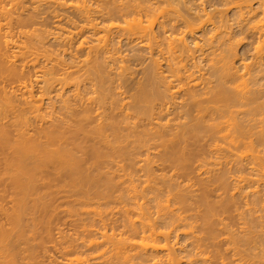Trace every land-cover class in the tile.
<instances>
[{
	"label": "bare ground",
	"instance_id": "6f19581e",
	"mask_svg": "<svg viewBox=\"0 0 264 264\" xmlns=\"http://www.w3.org/2000/svg\"><path fill=\"white\" fill-rule=\"evenodd\" d=\"M57 194V264H264V0H0V263Z\"/></svg>",
	"mask_w": 264,
	"mask_h": 264
},
{
	"label": "rangeland",
	"instance_id": "374dc122",
	"mask_svg": "<svg viewBox=\"0 0 264 264\" xmlns=\"http://www.w3.org/2000/svg\"><path fill=\"white\" fill-rule=\"evenodd\" d=\"M51 48H53L52 46H50ZM49 47V48H50ZM246 47H243V46H239L238 47V49H237V53H238V55H239V57H245L244 56V54L245 55H248V54H246V53H249L250 54V52L248 51V52H246ZM245 58H247V56L245 57ZM258 129V128H257ZM257 142H260V141H256V143H254V144H256L257 146H259V145H261L260 143H258L257 144ZM263 144V143H262ZM262 146V145H261ZM261 146H260V148H261ZM257 148H259V147H257ZM197 155H198V153H197ZM196 154L194 155V157H196L197 156ZM200 155L201 154H199V156H197V159L200 157ZM196 159V158H195ZM196 159V160H197ZM196 160H194V158H192V161H193V164H195L196 163ZM1 168H2V165H1ZM242 169V168H241ZM249 169L250 168H248V170H247V168H246V170H245V168H244V171L245 172H242L243 171V169H242V174L244 173H246V171H249ZM249 172H251V170L249 171ZM253 172V171H252ZM255 173V172H254ZM243 174V175H244ZM247 174H249L250 175V173H247ZM246 175V174H245ZM252 175H254L253 173L251 174V176ZM248 176V175H247ZM250 176V177H251ZM196 180V179H195ZM229 180V182H228V192H231V193H233V198H231L230 197V193L229 194H227V196H226V200L225 201H223L222 203L223 204H227L228 205V207H227V209L229 208L230 209V211L229 212H231V213H223L222 211H224V207H223V205L221 204V205H219L218 207H217V212H218V214L219 215H225V216H229V218H228V220H229V222L231 223V224H235L236 222H238V221H243L242 219H239L238 218V216L235 214V212L234 211H232L233 210V208H234V206H238L239 207V209H243V207H244V205H246L245 203L247 202L248 203V201L250 202L251 201V199H252V197H253V191H256V190H260L261 189V186H259L256 182H248V183H246V184H243V182L242 183H240V187L239 188H237L236 187V185H235V183H236V181L234 180V173H232V176H231V178H229L228 179ZM196 183V185L194 186V187H192V189L195 191V192H197V193H200V194H202V192H203V189H201L198 185H197V181L195 182ZM8 191V190H7ZM9 192V191H8ZM8 192H7V194H8ZM222 191H221V189H220V184L218 183V182H211V183H209V185H208V193H207V196H208V199L209 200H211L214 204H218L219 203V193H221ZM1 193H3L2 195H3V199L5 200L6 199V201H4L3 199H2V201H4V202H2V204H3V206H4V203H5V206H7L8 207V205L10 204L9 203V201H10V199L8 198V197H6V196H8V195H6L5 193H6V191H1ZM10 193V192H9ZM59 197H57V198H59V199H57L56 197H50V199H51V201L53 200H55L56 202H57V200H59V201H61V200H64L63 198H65V197H63L62 195H64V194H61V195H59V194H57ZM62 196V197H61ZM6 197V198H5ZM7 199H9V201L7 202ZM67 199V198H66ZM55 201L54 202H52V204L53 205H58V207L60 206L62 209H60V207L58 208L57 206L56 207H54V211H56V208H57V211L56 212H54V213H56L57 214V212H58V210H59V214H57L58 216H56L55 214H53V216L54 217H56V218H54L53 216H52V221H54V219H55V221L54 222H52V221H50L51 223H54V225H56V226H54V225H51V223L48 225V224H45V223H41L40 225H37L36 227H37V233H36V235L32 238L31 237V239L29 240V243H30V245L32 246V248H33V250H35V251H37L36 253H38V251L40 250V252L42 253V250L44 251L43 253H44V255H45V257L48 255V253L49 254H51V256H53V259L54 260H52L53 262L54 261H56L55 263H53V264H57L58 263V261H61L62 260V258L60 259V255H61V253H60V247L61 246H63V241L65 240L66 242H70V240L72 241V239L74 238V228H76V229H80V228H77V226L76 227H73V225H72V223H70L69 222V220H68V218L70 217H72V216H70L71 214L70 213H68L67 211V207H70L71 205H69V204H71V201H68V200H66L67 202V204L69 205H64L63 203H65V200L61 203V202H59L58 204H55ZM68 202H70V203H68ZM6 203H8V204H6ZM249 204V203H248ZM262 203H258L257 205H261ZM4 206V207H5ZM63 206H65V207H63ZM249 206H250V204H249ZM255 206V205H254ZM7 207H5V208H7ZM257 208H259V206H256ZM63 208H65V209H63ZM259 210V209H258ZM62 211H64L63 213H61ZM67 212V213H66ZM261 212V214L262 215H264V210H261L260 211ZM52 213V212H51ZM60 213H61V216H59L60 215ZM66 214V215H65ZM68 214H69V216H68ZM50 216V213H47L46 215H45V219L46 218H48L49 216ZM58 217H60V218H58ZM54 218V219H53ZM1 220H3L2 218H0ZM60 219H63V220H60ZM58 220V221H57ZM258 221H259V223H260V219H258ZM30 222V221H29ZM56 222V223H55ZM65 223V224H64ZM67 223V224H66ZM70 225H69V224ZM258 223V222H257ZM262 223V222H261ZM60 224V225H59ZM62 225V226H61ZM66 225V226H65ZM30 226V227H29ZM51 226L53 227V228H51ZM7 227V226H6ZM57 227H58V231H57ZM59 227H60V229H59ZM73 227V228H72ZM30 228V229H29ZM35 227L33 226V224H32V222L31 223H28V226H27V229L30 231L29 233H31L33 230H35L34 229ZM49 229H52V231L50 230V232H49ZM62 229V231L64 232V234H65V239L64 238H62V240H61V237L56 233V232H59V230H61ZM70 229H72L73 231H71ZM257 229V231H259L260 230V228L258 227V228H256ZM47 230H48V234L50 233L51 235H49V237H47ZM40 231V232H39ZM66 231V232H65ZM76 231V230H75ZM43 232H46V233H43ZM70 232L73 234H70ZM68 233V234H67ZM45 234V235H44ZM57 236H56V235ZM43 235V236H42ZM67 235H68V237H67ZM73 236V237H71V236ZM53 236H55V240H54V238L52 239L51 237H53ZM45 237V238H44ZM58 237V238H57ZM70 237L72 238V239H70ZM43 238V239H42ZM48 239V240H47ZM60 239V240H59ZM67 239H70V240H67ZM40 240V241H39ZM42 240V241H41ZM74 240V239H73ZM49 241V242H48ZM52 242V244H51V242ZM59 241V242H58ZM62 241V242H61ZM34 242V243H33ZM59 244H58V243ZM42 243V244H41ZM57 243V244H56ZM44 244V246H42ZM51 244V245H50ZM55 244V245H54ZM53 245L54 246H56V247H53ZM58 245V246H57ZM59 245H60V247H59ZM42 246V247H41ZM49 246V247H48ZM50 246H51V249H49L50 248ZM57 247L59 248L58 250H59V253L57 252L58 250H57ZM43 248V249H42ZM46 248V249H45ZM49 249V251H48V253H47V250ZM54 249H56V250H54ZM56 251V252H55ZM41 253H39V254H37V256H41V257H38L37 258V260L39 261V259H41L40 260V262H41V264L43 263H45V257H43L44 255L43 254H41ZM45 253H47V255L45 254ZM59 256V257H58ZM43 257V258H42ZM50 257V255L47 257L49 260H51V258H49ZM59 260H58V259ZM43 259V260H42ZM47 259V260H48ZM47 263H45V264H52L50 261H46ZM48 262H50V263H48ZM0 264H5L4 262L2 263H0Z\"/></svg>",
	"mask_w": 264,
	"mask_h": 264
}]
</instances>
